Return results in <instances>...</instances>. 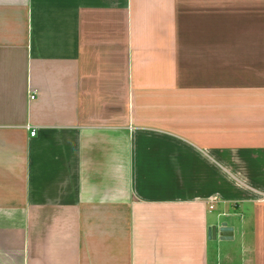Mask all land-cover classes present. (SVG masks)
<instances>
[{"label": "crops", "instance_id": "0c3cea01", "mask_svg": "<svg viewBox=\"0 0 264 264\" xmlns=\"http://www.w3.org/2000/svg\"><path fill=\"white\" fill-rule=\"evenodd\" d=\"M0 264H264V0H0Z\"/></svg>", "mask_w": 264, "mask_h": 264}, {"label": "water", "instance_id": "95a60500", "mask_svg": "<svg viewBox=\"0 0 264 264\" xmlns=\"http://www.w3.org/2000/svg\"><path fill=\"white\" fill-rule=\"evenodd\" d=\"M217 233H219L220 238L223 240L233 239V227L227 225L226 222H223L218 229L215 226L209 229L210 238H216Z\"/></svg>", "mask_w": 264, "mask_h": 264}, {"label": "rangeland", "instance_id": "374dc122", "mask_svg": "<svg viewBox=\"0 0 264 264\" xmlns=\"http://www.w3.org/2000/svg\"><path fill=\"white\" fill-rule=\"evenodd\" d=\"M229 242H222L221 243V248L223 249V251H225V250H227V249H232V254H237L238 255V253H239V250H240V246H239V244H238V242H234V243H232L231 245H229L228 244ZM220 248V247H219ZM221 248L219 249V251H218V253L220 254L221 253ZM210 250L211 251H214L215 252V254L217 253L216 251H217V249H216V247H215V244H213V242L211 241V243H210ZM235 253H234V252Z\"/></svg>", "mask_w": 264, "mask_h": 264}, {"label": "built area", "instance_id": "2783aa9c", "mask_svg": "<svg viewBox=\"0 0 264 264\" xmlns=\"http://www.w3.org/2000/svg\"><path fill=\"white\" fill-rule=\"evenodd\" d=\"M31 135H35V131L34 130H32Z\"/></svg>", "mask_w": 264, "mask_h": 264}]
</instances>
